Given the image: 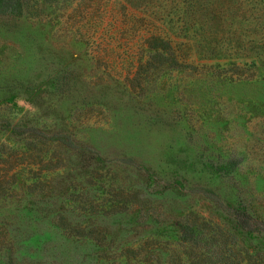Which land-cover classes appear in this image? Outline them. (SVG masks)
Returning <instances> with one entry per match:
<instances>
[{
  "label": "rangeland",
  "instance_id": "rangeland-1",
  "mask_svg": "<svg viewBox=\"0 0 264 264\" xmlns=\"http://www.w3.org/2000/svg\"><path fill=\"white\" fill-rule=\"evenodd\" d=\"M40 2L0 16V264H264V74L201 57L176 0ZM151 35L192 66L132 90Z\"/></svg>",
  "mask_w": 264,
  "mask_h": 264
},
{
  "label": "trees",
  "instance_id": "trees-1",
  "mask_svg": "<svg viewBox=\"0 0 264 264\" xmlns=\"http://www.w3.org/2000/svg\"><path fill=\"white\" fill-rule=\"evenodd\" d=\"M40 1L0 0V16H26L39 19L49 10ZM44 1L50 3L54 0ZM176 2L177 4L164 9V15L174 14L178 16L179 22H182L183 31L186 30L190 33L188 36L194 46L192 49L195 48L201 57L206 58L205 60H219L222 57L232 58L234 62L231 67L232 76L237 77L238 81L252 80L258 75L264 74V0H176ZM167 9H171V11ZM144 46L148 53L139 62L132 78H128L132 90L144 89L145 82L160 71L192 66L187 61L181 62L178 49L171 41L166 40L161 35H151L145 38ZM70 139L72 140L67 135L51 140L67 147ZM51 140L49 141L51 142ZM8 158L10 157L8 156ZM210 163L207 168H210L212 175L216 172H223L228 168L225 165L214 166L213 162ZM13 176L16 179L21 175L16 172L10 178L12 179ZM6 184L7 188L3 192L0 191V199L9 194V190L13 185L8 181H6ZM234 211L235 220L228 231L233 241H237L241 236H245L246 227H249L254 221L255 224L257 222L240 205L238 207L234 206ZM60 226L65 228L64 226L70 225L62 219ZM68 230H71L70 235L85 236L74 231V229L70 228ZM185 233L187 237L181 238L183 244L198 243L200 241V229L197 225H185ZM179 234H181L180 231ZM226 249L227 247L224 250L226 251ZM126 253L133 256L128 258L136 257L133 249H127ZM225 254L226 252L223 255L225 256ZM236 264L246 263L239 260Z\"/></svg>",
  "mask_w": 264,
  "mask_h": 264
}]
</instances>
